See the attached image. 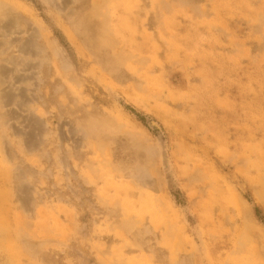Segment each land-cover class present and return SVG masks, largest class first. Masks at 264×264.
<instances>
[{
  "label": "rangeland",
  "instance_id": "rangeland-1",
  "mask_svg": "<svg viewBox=\"0 0 264 264\" xmlns=\"http://www.w3.org/2000/svg\"><path fill=\"white\" fill-rule=\"evenodd\" d=\"M0 264H264V0H0Z\"/></svg>",
  "mask_w": 264,
  "mask_h": 264
}]
</instances>
